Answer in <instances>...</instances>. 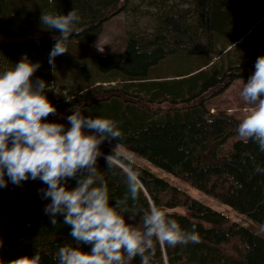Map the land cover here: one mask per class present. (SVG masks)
Segmentation results:
<instances>
[{
  "label": "trees",
  "instance_id": "trees-1",
  "mask_svg": "<svg viewBox=\"0 0 264 264\" xmlns=\"http://www.w3.org/2000/svg\"><path fill=\"white\" fill-rule=\"evenodd\" d=\"M72 9L81 17L79 34L70 37L68 52L50 65L60 33L44 28L41 15ZM119 12L142 22L130 21L123 51L93 52L103 23ZM261 55L264 0H0V72L25 57L40 63L33 80L49 85L46 95L57 110L42 119L67 130L75 108L85 117L112 118L122 136L109 141L249 220L250 225L231 220L134 162L144 189L135 209L128 202L136 215L132 223L139 225L143 212L155 204L183 228L195 225L200 236L199 243L175 248L157 244L156 264H264V237L253 231L261 229L257 225L264 228V174L254 171L256 164L264 166V152L241 139L222 152L221 144L238 134L240 120L209 106L235 79L247 81ZM110 76L114 83H98ZM100 149L104 155L97 158V167L114 204L127 192L125 176L119 167L108 169L105 156L113 151ZM79 175L66 181L69 189ZM5 180L7 186L0 188V264H17L36 252L42 264H58L59 247L76 242L62 215L53 226L45 214L50 198L43 199L41 189L47 185L39 179L15 185L7 175ZM80 247L91 251L89 244ZM126 264H140V258Z\"/></svg>",
  "mask_w": 264,
  "mask_h": 264
},
{
  "label": "clouds",
  "instance_id": "clouds-1",
  "mask_svg": "<svg viewBox=\"0 0 264 264\" xmlns=\"http://www.w3.org/2000/svg\"><path fill=\"white\" fill-rule=\"evenodd\" d=\"M40 19L44 28L60 33L49 54V64L54 65L56 56L68 52L70 37L79 34L81 17L72 9L67 14L42 13ZM40 66L25 57L0 72V188L7 186L5 175L15 185L28 179L47 185L46 190L41 189L42 198H50L45 214L53 226L62 215L76 242L75 246L59 247L54 257L58 264H126L136 257L140 264H156L157 244L175 248L199 243L195 225L191 230L183 228L171 213L155 204L143 212L139 225L132 223L136 215L130 213L128 202L135 209L144 189L142 173L131 156L122 162L116 148L105 159L108 169H122L127 192L110 203L108 183L97 167V158L104 155L100 145L106 139L121 138L118 121L85 117L80 108L67 117L71 125L67 130L62 123L42 119L56 115L57 110L46 95L49 85L43 79L33 80ZM241 97L250 110L238 125V136L244 144L251 141L264 152V55L257 58ZM246 155L255 162L254 156ZM254 171L264 174V166L256 164ZM78 173L77 185L69 189L66 181ZM82 243L91 245V251H83ZM17 264H42L41 256L36 252Z\"/></svg>",
  "mask_w": 264,
  "mask_h": 264
},
{
  "label": "rangeland",
  "instance_id": "rangeland-1",
  "mask_svg": "<svg viewBox=\"0 0 264 264\" xmlns=\"http://www.w3.org/2000/svg\"><path fill=\"white\" fill-rule=\"evenodd\" d=\"M244 4V3H243ZM130 21L141 24V20H138L137 22L132 19L131 16H128L124 12H119L115 15H113L111 18H109L107 21H105L102 25L101 33L95 38V40L91 44V49L93 52H96L98 54H105L108 52H117V51H123L125 48V41L127 37V30L130 27ZM129 25V26H128ZM100 48H103V51L99 50ZM181 61H184L181 59ZM175 62V61H174ZM186 63V62H185ZM103 78L99 80V84H107V83H114L115 80L111 78ZM112 79V80H111ZM247 81L240 77L235 79L222 93L217 95L211 100V104L209 103L210 107L218 106L223 111L233 115L236 119H239L240 122L243 119V117L248 113L250 110V105H248L246 102L243 101L241 97V92L244 87V84ZM97 83V84H98ZM68 125L69 122L66 120ZM71 126V125H70ZM88 131V130H86ZM238 139H241L238 134H235L232 137L227 138V140L221 144V150L222 152H225L228 148L230 143L233 141H236ZM102 146H108L112 151L116 148V152L120 154V156L128 157L131 156L136 164H139L141 166H145L151 169L152 172H154L157 176L165 179L168 183L180 188L181 190L185 191L186 193L190 194L194 198L200 200L201 202L207 204L211 208L227 215L231 220H236L239 223L242 224H249V220L245 217L237 214L234 209L227 205L220 204L217 200H215L211 195L203 193L193 186L189 185L186 182H183L173 176L170 173L165 172L164 170L151 165L150 163H147L142 158L137 156L136 154L126 150L123 146L118 145L112 141L105 140L102 144ZM118 145V146H117ZM117 146V147H116ZM3 209L0 207V219H2ZM250 225V224H249ZM257 225V224H256ZM0 226H1V220H0ZM261 229L254 228L253 230L256 234L264 237V228L262 226L257 225ZM251 229V228H250Z\"/></svg>",
  "mask_w": 264,
  "mask_h": 264
}]
</instances>
